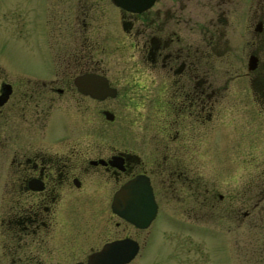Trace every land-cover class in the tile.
<instances>
[{
  "label": "flooded vegetation",
  "instance_id": "obj_1",
  "mask_svg": "<svg viewBox=\"0 0 264 264\" xmlns=\"http://www.w3.org/2000/svg\"><path fill=\"white\" fill-rule=\"evenodd\" d=\"M190 4L196 8L234 5L242 8L244 20L248 8L264 7V0H155L142 14L121 9L130 15L128 22L123 20V29L143 37L145 88L152 87L161 102L169 103V135L170 124L177 120L191 122L193 129L209 125L219 112L218 103L230 93L226 86L224 92L217 91L214 80L215 26H201L199 16L186 11ZM48 31L52 49L59 48L58 54L52 50L53 67L14 75L0 65V264H89L91 256L116 242H125L128 251L137 248L128 264H189L196 247L187 249L185 257L181 244L168 241L169 230H182L177 214L181 210L172 208L174 203L194 209L202 205L212 218L223 209L230 217V230L245 227L249 217L264 221L262 175L259 191L251 196L247 192L184 193L183 167L168 157L165 147L78 144L79 135L70 134L78 133L76 129L52 133L56 113L75 117L84 112L82 100L103 104L120 93L98 60L86 54L87 40L95 38L96 44L99 40L101 20H48ZM254 31L258 38L264 36V17ZM262 45L250 54L246 76H254L256 100L264 112ZM252 57L254 69H250ZM77 72L107 77L118 90L117 97L98 100L83 95L75 84ZM69 101H73V113L60 107ZM99 111L104 117L105 111L113 113ZM97 133L101 136L103 131ZM260 164L264 167V160ZM137 179L149 181L156 209L144 200L139 203L143 207L134 204L130 209L116 201L121 188ZM140 197L147 199L148 194ZM251 201L255 203L249 208ZM127 213L133 219L124 217ZM233 219L238 227L232 226Z\"/></svg>",
  "mask_w": 264,
  "mask_h": 264
},
{
  "label": "rangeland",
  "instance_id": "obj_2",
  "mask_svg": "<svg viewBox=\"0 0 264 264\" xmlns=\"http://www.w3.org/2000/svg\"><path fill=\"white\" fill-rule=\"evenodd\" d=\"M193 6L190 4L186 11L199 16L201 26H215L214 80L217 91L224 92L226 86L230 92L217 106L219 112L227 113L217 111L206 126L193 129L191 122L177 120L170 124L171 135L167 134L169 103L161 102L152 87L145 88L143 37H133L123 29V20L128 22L130 15L111 0H0V65L14 75L42 72L43 66L53 67L52 50L58 54L59 49H52L48 20H101L99 40L97 44L95 38L87 40L86 54L98 60L120 95L103 104L84 99V112H77L75 117L56 113L52 133L76 129L78 133L70 134L79 135L78 144L97 141L104 145L165 147L168 157L176 158L183 167L181 192L226 196L247 192L251 196L259 191L261 175L264 181L260 164L264 160V112L256 100L254 76L246 73L250 54L262 44L264 47V36L258 38L254 31L258 19L264 17V7L248 8V17L243 20L242 8L234 5ZM34 22L39 25L33 27ZM200 46L204 47L202 32ZM239 75L244 77L237 78ZM62 104L64 111L73 113V101ZM101 108L111 110L115 121H108ZM97 130L103 134L99 136ZM254 203L251 201L249 208ZM202 207L172 206L181 210L177 214L182 218V230H169L168 241L181 244L185 257L187 249L196 247L197 254L189 264H264V221L249 217L245 227L230 230V217L223 209L212 218ZM238 223L233 219L232 226L238 227Z\"/></svg>",
  "mask_w": 264,
  "mask_h": 264
},
{
  "label": "water",
  "instance_id": "obj_3",
  "mask_svg": "<svg viewBox=\"0 0 264 264\" xmlns=\"http://www.w3.org/2000/svg\"><path fill=\"white\" fill-rule=\"evenodd\" d=\"M113 4L125 12L132 14H142L150 9L155 0H111ZM256 59L250 60V69H254ZM75 84L79 92L83 95L91 96L94 99L105 100L108 97L116 98L118 90L110 86L109 79L96 73H85L75 78ZM104 115L108 121L115 120V114L105 111ZM148 194L147 199H142L140 194ZM133 194H135L134 197ZM150 202L153 209H156V203L153 196V189L149 183L140 179L131 181L124 185L117 194L116 201H123L127 209L135 204L136 208L143 207L139 205L141 201ZM127 219H133V215L125 214ZM137 254V248L128 251L125 242H116L106 246L101 252L90 257L89 264H128Z\"/></svg>",
  "mask_w": 264,
  "mask_h": 264
}]
</instances>
